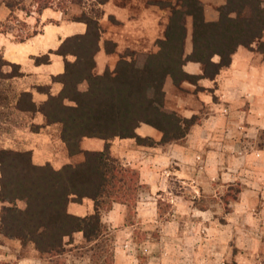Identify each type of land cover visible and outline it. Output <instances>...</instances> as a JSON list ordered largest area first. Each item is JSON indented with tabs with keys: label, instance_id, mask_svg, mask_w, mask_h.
Instances as JSON below:
<instances>
[{
	"label": "crops",
	"instance_id": "obj_1",
	"mask_svg": "<svg viewBox=\"0 0 264 264\" xmlns=\"http://www.w3.org/2000/svg\"><path fill=\"white\" fill-rule=\"evenodd\" d=\"M132 1H96L102 9L100 22L114 17L126 28L140 27L154 45L164 37L167 24L158 34L156 29L161 25L156 6H148L134 17L137 8ZM200 1L206 20L214 22L219 19L218 9L227 0ZM13 13L0 2V23L8 22ZM22 15L23 11L21 18L33 33L24 40L0 33V50L5 60L20 66L24 76L18 79H35L23 92H31L40 105L49 93L58 95L63 88L54 78L65 72V60L55 52L67 38L85 34L87 25L67 20L65 13L52 6L41 13L32 11L27 18ZM192 36V20L188 19L186 56L193 51ZM106 40L109 39L103 35L96 56L99 75L107 69L114 70L120 58L106 52ZM261 41L264 45V37ZM258 45L250 49L241 46L230 67L215 79L202 78L197 84L183 82L179 87L171 78L167 80V108L182 118L198 119L181 143L159 145L162 133L147 124H142L137 133L155 140L156 145H139L129 138L110 141L112 155L124 165L137 168L142 186L133 210L114 203L111 209L101 212L102 224L112 233V264H264V47ZM152 48L150 52H156ZM44 56H48L46 63H36ZM214 61L219 62V57ZM184 70L193 76L204 75L200 63L187 62ZM83 84L87 89L88 84ZM45 87L49 93L38 89ZM37 114L34 122L42 132L60 126L46 125L44 116ZM37 137L48 145L46 149L40 145L29 148L36 165L49 163L59 170L83 162V154L70 155L61 132L57 146L50 144L53 140L48 135L40 133ZM80 145L83 151L101 152L106 141L83 138ZM164 194L172 197L168 213L162 217L158 197ZM95 209L90 198L68 205L71 215L82 218L93 215ZM3 237L0 261L6 264H48L66 254L46 259L34 247L32 254L25 255L22 240ZM65 242L69 243V239ZM88 244L83 233L78 232L66 249Z\"/></svg>",
	"mask_w": 264,
	"mask_h": 264
},
{
	"label": "trees",
	"instance_id": "obj_2",
	"mask_svg": "<svg viewBox=\"0 0 264 264\" xmlns=\"http://www.w3.org/2000/svg\"><path fill=\"white\" fill-rule=\"evenodd\" d=\"M96 1L103 4L108 0ZM42 2L36 0L38 13L51 7L48 0ZM6 6L14 11L11 3ZM170 8L164 37L156 42L158 51H129L120 56L114 70L107 69L101 75L96 73L103 32L100 18L87 13L74 18L87 25V32L67 38L55 52L65 60V72L54 78L63 85L62 91L54 96L48 87L38 88L49 93L40 105L31 92H22L15 107L22 113L42 114L46 125H60L61 139L70 155L83 154L84 160L56 170L49 163L36 165L31 151L0 149V199L8 204L0 215L5 237L20 239L25 245L32 243L40 254L49 256L63 255L66 244L72 243L78 232L83 233L88 245L105 240L108 230L102 224L101 212L114 203L133 208L142 187L139 172L112 155L110 141L129 138L139 145L158 144L138 135L142 124L162 133L159 145L183 141L198 119L182 118L167 108V80L171 78L179 87L183 82L197 84L202 78L215 79L230 67L241 46L250 49L260 43L259 48L264 47V0H227L214 22L206 20L200 0H179ZM188 19L192 20L193 51L186 56ZM116 49L115 42L105 41L108 54ZM1 61L13 69L9 79L24 76L19 65L3 57ZM47 61L48 56H44L36 63ZM187 62L200 63L204 75L188 74L184 70ZM84 82L88 90L82 92L79 85ZM83 138L102 139L106 147L101 152L83 151ZM85 198L95 202V213L84 218L71 215L69 203H81ZM18 201L26 203L25 210L18 207ZM67 238L69 243L65 242Z\"/></svg>",
	"mask_w": 264,
	"mask_h": 264
},
{
	"label": "rangeland",
	"instance_id": "obj_3",
	"mask_svg": "<svg viewBox=\"0 0 264 264\" xmlns=\"http://www.w3.org/2000/svg\"><path fill=\"white\" fill-rule=\"evenodd\" d=\"M47 1V0H46ZM51 3V6L57 9L58 11H62L66 14L67 20L71 21L76 17H81L84 13H87L91 16H97L102 19V9L98 6V3L94 0H48ZM3 5H7L8 3L12 4L14 8V13L12 18L8 22L0 23V33H10L15 37L16 40L25 39L26 36H30L33 33L32 28H30L27 23L23 22L21 18L22 11L24 12V18L26 14H29L32 11L37 13L38 3L36 0H0ZM45 2V0H43ZM42 2V3H43ZM129 2V1H128ZM132 3L137 10H134V17L138 14L141 15L148 6H156L159 14V25L157 26V33H162L165 25L169 21L171 15V6H176L179 4V0H133ZM41 5V4H40ZM161 12V14H160ZM102 37L103 35L107 37L110 41H113L117 45V53L114 54L122 56L127 52H150L153 46L158 51V47L156 46V41L154 45L152 41L150 42L149 37L143 32V29L140 27L126 28L125 25L121 24L114 17H110L107 21H102ZM136 30V32L134 31ZM140 30V32H137ZM134 32V33H133ZM161 35V34H160ZM262 42V41H261ZM118 46L121 47V50L118 52ZM260 46V45H258ZM151 48V50H150ZM3 57V52L0 50V58ZM71 57V56H70ZM69 57V58H70ZM72 58V57H71ZM73 61L74 59H69ZM13 72L12 67L6 65L3 61L0 62V149H8L15 151H30L29 148L40 145L41 148L47 147L44 144V140L38 139L40 133L44 135H48L50 140H53L54 146H57L59 133L61 132V126H51L48 131H41V127L35 125L34 119L38 114H27L19 112L15 105L20 94L25 91L26 87L34 84L35 79L31 76L27 78V80L11 78L9 79L7 76ZM6 76V77H4ZM85 83V82H84ZM83 84V83H82ZM79 85V90L85 92L86 84ZM46 126H44L45 128ZM53 136V137H52ZM48 142V141H47ZM182 142V141H181ZM177 142V143H181ZM40 143V144H39ZM157 143V142H156ZM174 144V143H172ZM58 148V147H57ZM33 160V158H32ZM34 162V161H33ZM126 166V165H124ZM132 168L137 171V168L126 166ZM54 168V167H53ZM1 178V173H0ZM174 190L177 188V184H174L172 187ZM141 189L139 190L140 194ZM178 192V190H176ZM138 194V198H139ZM169 194H164L158 197V204L160 207V214L164 217L168 213V205L169 198H171ZM138 201V199H137ZM168 204V205H167ZM7 203H3L0 199V215L2 212V208L7 206ZM17 205L19 208L25 210L26 203L23 201H18ZM136 205V204H135ZM135 207V206H134ZM133 207V208H134ZM132 208V210H133ZM131 210V221L133 211ZM0 225H1V217H0ZM1 227V226H0ZM4 235L0 229V242H4ZM112 233L108 231L106 234V239L101 240V242L96 244H91L87 246H77L67 247L66 254L59 259H54V261H50L48 264H112L113 259V243H112ZM35 245L32 243H28L22 249L25 255H30L34 251ZM36 249V248H35ZM34 249V250H35ZM2 250V249H0ZM103 254V255H102ZM69 255V256H68ZM45 256L46 259H49V255ZM101 256V257H100ZM81 258L83 260H81ZM111 258V259H110ZM91 260V261H90ZM110 260V261H109ZM16 261H14L15 263ZM0 264H6L3 261H0Z\"/></svg>",
	"mask_w": 264,
	"mask_h": 264
}]
</instances>
